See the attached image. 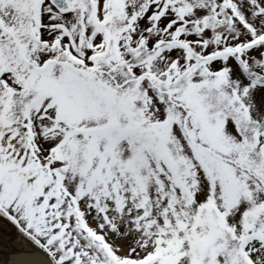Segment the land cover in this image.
<instances>
[{
  "label": "snow or ice",
  "instance_id": "snow-or-ice-1",
  "mask_svg": "<svg viewBox=\"0 0 264 264\" xmlns=\"http://www.w3.org/2000/svg\"><path fill=\"white\" fill-rule=\"evenodd\" d=\"M0 233L5 264H264V0H0Z\"/></svg>",
  "mask_w": 264,
  "mask_h": 264
},
{
  "label": "bare ground",
  "instance_id": "bare-ground-1",
  "mask_svg": "<svg viewBox=\"0 0 264 264\" xmlns=\"http://www.w3.org/2000/svg\"><path fill=\"white\" fill-rule=\"evenodd\" d=\"M6 239H8V238L4 237L3 234L0 233V264H5L3 253L6 250L2 247V244H3V242ZM11 246L26 248V245H21L19 243V241H14L13 245H11ZM37 258H38L37 256L28 257V256H24V255H14V256H9L8 259H9L10 262L15 261V262H17V264H25L26 261H31V260H34V259H37Z\"/></svg>",
  "mask_w": 264,
  "mask_h": 264
}]
</instances>
